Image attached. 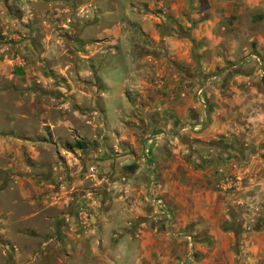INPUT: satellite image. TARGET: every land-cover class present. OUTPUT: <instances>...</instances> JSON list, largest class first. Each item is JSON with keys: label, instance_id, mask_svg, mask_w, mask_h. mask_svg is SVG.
<instances>
[{"label": "rangeland", "instance_id": "rangeland-1", "mask_svg": "<svg viewBox=\"0 0 264 264\" xmlns=\"http://www.w3.org/2000/svg\"><path fill=\"white\" fill-rule=\"evenodd\" d=\"M0 264H264V0H0Z\"/></svg>", "mask_w": 264, "mask_h": 264}, {"label": "crops", "instance_id": "crops-1", "mask_svg": "<svg viewBox=\"0 0 264 264\" xmlns=\"http://www.w3.org/2000/svg\"><path fill=\"white\" fill-rule=\"evenodd\" d=\"M169 1H171V0H169ZM172 1H174V0H172ZM156 2H157V0H156ZM159 2L161 3L162 0H159ZM172 8H176V5L174 2H172ZM175 11H176V15L178 16L179 15L178 9H175ZM211 34H212L211 28H208V27L207 28H201V25L199 27L195 28L194 26H191L189 24V22H187V25L184 26L181 31L179 29H173L168 35H165L166 39H165L164 43L165 42L169 43L168 41L171 38H180L186 43H191L192 39L210 36ZM158 38L160 39L163 37L159 36ZM168 46L170 48L176 47L174 42L169 43Z\"/></svg>", "mask_w": 264, "mask_h": 264}, {"label": "trees", "instance_id": "trees-1", "mask_svg": "<svg viewBox=\"0 0 264 264\" xmlns=\"http://www.w3.org/2000/svg\"><path fill=\"white\" fill-rule=\"evenodd\" d=\"M74 146H76L78 148H84L85 147V145L81 142H77L76 145H74Z\"/></svg>", "mask_w": 264, "mask_h": 264}, {"label": "water", "instance_id": "water-1", "mask_svg": "<svg viewBox=\"0 0 264 264\" xmlns=\"http://www.w3.org/2000/svg\"><path fill=\"white\" fill-rule=\"evenodd\" d=\"M130 168H131V166L128 167V169H130Z\"/></svg>", "mask_w": 264, "mask_h": 264}]
</instances>
